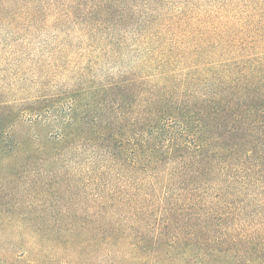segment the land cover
Masks as SVG:
<instances>
[{
	"label": "trees",
	"instance_id": "obj_1",
	"mask_svg": "<svg viewBox=\"0 0 264 264\" xmlns=\"http://www.w3.org/2000/svg\"><path fill=\"white\" fill-rule=\"evenodd\" d=\"M167 1L91 5L98 18L87 24L142 61L90 100L69 95L44 159L82 165L94 188L116 187L96 191L98 211L80 215L83 225L32 234L106 250L109 264H264V54ZM104 91L117 107L100 125L87 112L104 109ZM16 121L0 116V158L19 161L21 151L32 161L39 152L15 140Z\"/></svg>",
	"mask_w": 264,
	"mask_h": 264
},
{
	"label": "rangeland",
	"instance_id": "obj_2",
	"mask_svg": "<svg viewBox=\"0 0 264 264\" xmlns=\"http://www.w3.org/2000/svg\"><path fill=\"white\" fill-rule=\"evenodd\" d=\"M167 2L187 8L192 23L216 24L218 36L243 39V52L264 54V0ZM94 3L0 0V116L8 122L18 119L11 130L15 140L24 149L39 152L32 161L24 160L21 151L19 161L0 158V264H109L113 257L106 250L89 252L88 246L68 249L63 236L57 242L32 234L83 225L80 215L98 211L96 191L116 187L104 181L94 188L87 184L82 165L44 159L51 154L50 135L56 131L52 120L64 119L69 95L90 100L92 93L142 61L132 45L117 48L112 31L94 30L87 24L98 18L90 10ZM237 49L230 46L222 51L233 54ZM101 97L104 109L87 113L92 112L93 122L101 117L100 125H106L116 114L117 101L108 91ZM30 105L39 108L38 114L25 112Z\"/></svg>",
	"mask_w": 264,
	"mask_h": 264
}]
</instances>
